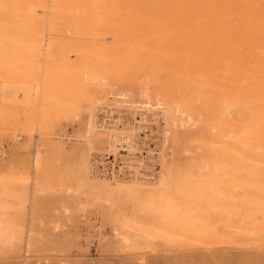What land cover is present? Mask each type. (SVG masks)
<instances>
[{
    "label": "rangeland",
    "instance_id": "rangeland-1",
    "mask_svg": "<svg viewBox=\"0 0 264 264\" xmlns=\"http://www.w3.org/2000/svg\"><path fill=\"white\" fill-rule=\"evenodd\" d=\"M87 1L88 3L85 6L82 5L81 2H76L75 0H36L32 4L36 10V17L39 19L35 18L39 25L37 28L42 33L45 31L43 38L48 36L43 41L49 44L50 50L51 48L54 50L50 51V58L45 60L43 59V50L39 51L40 53L38 52V54L31 59L32 61L35 60L33 63L34 71L32 77L35 80H39L38 78L44 74V71H42L43 69L49 73L48 80L60 87L52 91L50 89H48V91L45 90L44 92L46 93L44 97L47 95L50 98H54L59 105L63 107V112H61L62 115L59 113L60 115L50 116L51 124L48 131L50 137L45 138L41 136V133L43 134L44 132L41 131V128H38L40 127L39 124L33 126L38 129L36 130L38 133L27 135V124L24 123L20 109L18 110L21 114L17 110L13 109L14 111H12L11 108H0V115L2 116H0V264H264V245L261 243L263 239L260 242L254 243L257 244L256 246L252 242H249L250 244H248L250 247H248L249 245L245 243L248 241L242 242L234 239L233 236L228 233L230 231L229 224L227 220H225L228 214H230L228 216L229 221L231 220V222H233L232 226L235 227L239 224L238 217L243 218L242 216H244L241 215L243 213L242 209L244 208L240 210V207H243L246 201H251L248 199H252V202L258 200L264 201V198L261 197L259 193H257V195L254 192L255 188H264V167L260 166L261 168L257 169V174L254 178L245 175L240 177L238 173L237 175L235 173L237 166L235 164V166L231 167L232 164L229 166V162L226 163V160L223 161L216 151L217 147L225 144L222 142V135L231 136L233 134V138L237 139L236 137H239L238 139L240 140L243 139L242 137L248 138L249 140L252 139L250 134H243L248 130V127H245V129L243 127L249 126L250 124H247V122L250 123L251 119L254 120L250 109L247 110L246 113L239 111L236 114L240 120L242 118L244 120L246 115V119L248 120L246 121L245 119L242 122V125L244 124L243 127L241 126V122L239 123L233 119L227 118V120H223L221 114H223L225 110L236 109V106L238 108L239 105L248 108L251 103L258 105L264 103V79L261 80L264 77L263 56L261 59V55L264 53V0H115L114 3L113 0ZM242 1H244L243 4ZM54 2L57 3L55 4ZM231 3L232 5L234 4L233 9ZM244 3L246 4L244 5ZM100 4L104 5V7L100 6ZM105 4L111 7L109 8V6ZM238 4L241 7V11H238L240 12L239 14L237 12V9L240 10ZM241 5L244 6L242 7ZM247 6L250 7L248 8ZM209 9H213L212 12L214 13L215 11V13H211ZM247 9H249V12ZM250 9H252L253 12ZM106 11H108V14H106ZM206 11H209L207 12L208 17L206 16ZM50 13L53 16H51ZM137 13L142 14H139V16ZM202 13H204L206 17L203 16ZM114 15L116 16L115 18H113ZM79 16H81V18ZM143 17L144 19L146 17L148 19L142 21L141 19H143ZM133 18L139 21L137 22ZM208 18L210 20L212 19L213 22L212 20H208ZM242 18L249 19H247L248 21H244L245 19L243 20ZM111 19H115V21ZM218 19H220L221 22ZM75 20L82 28L81 26L79 28V25L77 26V22L76 25H74ZM83 20H86L85 23ZM127 20H131V22H127ZM233 20L235 22L237 20V22L235 23ZM88 21L89 23H86ZM105 21L107 22L106 26H108L106 28L105 25H103ZM133 21L134 23L137 22L135 24L137 26L134 24H127ZM150 22L151 27L149 26ZM155 22H157L156 25H154ZM210 22L216 34H214L213 31L211 32L212 28L207 25L210 24ZM225 22H227V24ZM115 23L116 27L118 25L117 29L116 27L114 28ZM237 23H239L238 26ZM100 25H103L101 26L102 28L99 27ZM109 25H111V27ZM121 25H124L123 28H125V25L127 26L125 28L126 31ZM128 25H130V28ZM97 27L100 28V31H96ZM133 27L134 29H131ZM209 27L211 28L210 30L208 29ZM89 28H91L92 31ZM104 28L106 30H104ZM121 28L125 31V34L121 32L122 30H118ZM191 28L194 32L190 30ZM215 28L217 29L215 30ZM78 30L81 31L78 32ZM140 30H142V34H140L141 32L139 33ZM246 30H249L247 35H245ZM257 30L259 33H255ZM113 31L114 33H112ZM118 31H120L119 35L116 36ZM132 31L135 34V31H137L136 36L139 39ZM201 31H206L208 34L210 32L211 36ZM253 31L255 32L253 33ZM73 32L75 34L78 32L82 36L80 34L75 35ZM164 32L165 35H163ZM185 32L189 34L186 33L185 35ZM121 33L124 34V36H122ZM97 34L100 35L98 36ZM181 34L188 36L184 37V35ZM78 35H80V37H78ZM150 35H152V37ZM206 35H208V37ZM235 35L238 36L237 40L240 42L235 41ZM73 36L77 37L75 38ZM161 36L167 37L168 41L165 39L163 40ZM202 37L206 39L203 40ZM59 38L62 42L59 41ZM71 38L72 41H70ZM87 38H89L90 43L87 42ZM170 38L171 41H169ZM199 38H201V40H198ZM80 39L85 42L81 43ZM127 39H130V41ZM158 39L161 40L156 42ZM245 39L246 43L244 41ZM248 39H251L253 42L251 40L248 41ZM124 40L125 42H123ZM212 40L219 44L216 45L215 42V44H213V42L210 44L209 41ZM63 41L69 44L71 43L70 46ZM73 41L76 42L73 43ZM96 41H99V44L103 42L105 46H107L106 49L103 44V47L102 45L97 46L98 44ZM121 41L122 43H120ZM166 41L169 42L167 44H170V46L168 45L169 48L167 44L164 46ZM233 43L234 45H232ZM64 44H66V46ZM224 44L229 45H225L226 48H224ZM72 45L73 48H71ZM221 45L222 48L219 47ZM74 46H77V50ZM146 46L148 48H146ZM157 46H159V49H157ZM208 46L210 47L208 48ZM107 48H109V51ZM207 48L213 50L208 51ZM154 49L156 50L154 51ZM222 49L226 52L231 50L230 53L232 54L226 53L224 50L222 51ZM105 50H107V53ZM127 50H131L133 54L135 53L134 56H132L133 59H131L138 65H135L134 61H132L133 64H131L130 57L133 54L130 53L131 55L129 54L130 57L128 58L127 56L129 55L125 52ZM234 50H236L237 54ZM237 50L240 53L242 52L241 55L245 54L246 56H241L238 54ZM118 52L121 53L123 58L126 57V59H122ZM116 53L118 56H115ZM55 54L57 57L60 56L61 58H57L54 56ZM153 54L158 55L154 56ZM229 55H232L234 58H241L242 60L239 59V62H236L237 60L234 59L233 62L232 56L230 57ZM228 56L229 58H227ZM85 57L86 59L89 57L88 59L90 60L86 61ZM142 57L143 60L141 59ZM145 58H153V60H151V62ZM158 59L159 61L157 62ZM61 60L63 64L59 63ZM98 60L103 62H100V64ZM154 60L157 63H154ZM218 60H220L221 67L224 65V70L223 68L221 70V67L218 66ZM128 61L130 65L126 67ZM66 62L69 64L66 65ZM48 63L51 65L48 66ZM55 63L56 65H54ZM79 64L81 66H79ZM82 64H85L84 67L86 68V72L85 68H82ZM63 65H66L67 68ZM97 65H99V67H97ZM228 65L231 67H228ZM46 66H48V68ZM148 66L149 68L147 69ZM130 67H132V69ZM261 67L263 68L262 70L260 69ZM124 68L130 69L129 71L128 69L125 71ZM140 68L144 69L141 71ZM225 68H227V70ZM70 69H75L74 74L77 73V78L78 74L80 76L82 72H85L89 76H93L92 74L95 72L94 77L97 78V81L88 82L84 80L85 77L83 74L81 75V81V77H79L80 79L74 77ZM119 69L122 71L120 72ZM253 69L257 71V73H255ZM77 70H82V72H78ZM217 71L218 73L220 72L218 75ZM231 72L232 75L235 72V75L232 76ZM52 73L58 74L59 76H57V78L56 76H51L50 78ZM68 73H70L69 77L67 75ZM97 75L99 76L97 77ZM118 75L121 77L123 76V78L119 77L117 79ZM241 76L243 80H240ZM256 76L258 78L260 77L259 81L257 80L258 78L256 79ZM228 77L230 79H228ZM4 79L10 83L8 84L9 87L15 88L13 84H16L18 79L17 76L13 75ZM119 79L121 80L119 81ZM220 80L223 82L227 80V84ZM244 80L246 84H244ZM250 82L252 84H250ZM20 83L24 84V81ZM44 84L45 86L48 85L46 79L44 80ZM252 85L255 86L253 87ZM217 86L221 88L215 91L218 89ZM225 87L227 88L224 89ZM246 87L247 89H245ZM261 87L263 89H261ZM242 90H244L245 96L246 94H250L247 92H251V90L254 91L255 94L253 95L251 92L250 95L252 96L250 97V95H247V98L245 97L243 102L244 94ZM261 92L262 95H259ZM18 93L17 91V94ZM69 96L71 97L69 98ZM227 96V101L223 100V98H227ZM66 97L67 99H65ZM116 98H120L118 100L123 101L127 106H139L148 100L151 105L159 103L162 107L172 111L177 110L179 113L174 112L175 114L172 115V123L167 127L168 129H165L163 117L159 111L153 112L155 115L153 118L150 115H144L147 124H143L139 123V120H141L139 115H135L134 117L126 108H119L117 109V114L113 115L114 120L120 119V123L117 124L118 129L131 131L136 127H140L139 131L135 134V139H132L136 154L134 156H127L125 153L120 152L117 157L107 154L105 151V141L107 138L105 136L102 137L103 140L100 139L101 144L100 142L94 144V151H92L90 153L91 156L87 158L84 150L81 149L82 143L80 142V138L86 131L89 123V115L86 106L92 103V101H101L112 107L114 102L117 101ZM255 98L258 100L255 101ZM217 100L220 102L222 101L223 104L218 103ZM231 100L236 101H234V105ZM66 101L70 102V104H68V102L66 103ZM227 103L230 104V106L232 105L231 108L227 106ZM221 107H224V109ZM97 118V126L103 123L106 127L113 126V123L105 117V114L99 112ZM214 122H216V125ZM217 123H219V125ZM209 124L210 126H208ZM211 130L215 131L211 132ZM219 137L221 140L218 139ZM217 139L221 142L220 144H218ZM38 149L41 150L43 155L44 167L48 168L54 175L53 180L47 178L44 174L42 175L45 177L40 174H38V176L37 173L33 171L31 161ZM216 159L221 163L218 164V161H216L218 163H215ZM126 164H131L134 169L137 168V172L126 169ZM222 164L224 167H222ZM219 166H221V170L217 169V171L219 170L217 172L216 168H219ZM84 167H88L90 180L96 179L99 182H111L113 176L116 175V181L125 184L124 187L128 186L126 188L131 192L119 190V192L113 191L110 193L99 187V189L95 188L94 191L92 187H87L84 184V177L82 175ZM119 169L120 171L118 172ZM237 169L236 172L239 171L238 167ZM12 170L15 172H12ZM24 171L26 173H24ZM47 179H49V181ZM50 180H52L53 183L50 182ZM90 183L92 184L93 182ZM231 187H233L234 190L236 189V199H234V202L236 201V204L239 202L237 205L240 206L238 209V211H240L236 216L232 213L225 214L221 212L218 204L219 201L217 200L218 198L214 197L211 193V189H213V191L217 189L220 192L226 193ZM154 188L156 190H154ZM206 189L208 191L210 189V194ZM253 195H257V197ZM169 201L173 204L170 203L169 205ZM240 201L242 203H240ZM176 206H178V208ZM244 207L245 209L247 208L246 206ZM167 208L168 210H166ZM174 209L176 210L174 211ZM160 211L161 213H159ZM166 212H168L166 214L167 216L164 214ZM173 212L175 214H178V212L181 213L176 215L178 218L174 219H179L180 221L185 218V221L183 220L184 222L189 221V224L195 223V231H198V229L199 231H204V229L209 230L212 229L211 227H216L215 231L209 233V237L210 239L212 238L213 241L208 240L205 236L196 235L194 232L190 233L186 229L169 230L171 233L180 236V238L178 237L174 241H164L160 238H154V242L148 243L144 239V242H140L142 238H137L135 236L138 234L135 231L139 232V230H147L153 237L156 236L157 232L154 231L156 230L155 228L162 227V223H159L161 222L159 217L161 219V216L164 214L167 220H169L171 219L169 216ZM232 216L234 218H232ZM196 219H199V221H196ZM137 220L143 225L134 223L137 222ZM217 222L218 224L215 225ZM208 225L210 227H206ZM226 226L228 228H226ZM261 227V233H264V225H261ZM224 231L227 232L225 233ZM152 232L155 234L153 233V235ZM219 233L220 237H218ZM226 237L230 239L228 240ZM231 239H234V241ZM127 241L129 244L126 243ZM236 242L240 243L237 244ZM231 243L235 245L233 246ZM241 243H245L246 245L242 244L241 246Z\"/></svg>",
    "mask_w": 264,
    "mask_h": 264
},
{
    "label": "bare ground",
    "instance_id": "bare-ground-1",
    "mask_svg": "<svg viewBox=\"0 0 264 264\" xmlns=\"http://www.w3.org/2000/svg\"><path fill=\"white\" fill-rule=\"evenodd\" d=\"M34 1H36V0H0V108H6V109H12V111H14V110H17V111H19L18 109H20L21 110V112H22V116H23V120H24V123H26L27 124V135H33L34 133H38L36 130H38L36 127H33V126H35V125H37V124H39V126L40 127H38V128H41V131L42 132H44L43 134L41 133V136L42 137H45V138H47V137H50L49 136V134H48V131H49V127H50V122H51V120H50V116L51 115H53V116H55V115H58L59 113H61V112H63V107L61 106V105H59V103L54 99V98H50V97H48L47 95H46V97H44V94L46 93V92H44L45 90L46 91H48V89H50L51 91L52 90H54V89H59V87L60 86H56L54 83H51V81H49L48 79H49V73H47V71L45 70V69H43L42 71H44L43 73L44 74H42L38 79L39 80H35L33 77H32V74H33V71H34V67H33V63H34V61L35 60H31L32 58H34L37 54H38V52L39 51H41V50H43L44 51V54H43V59L45 60V59H47V58H50V55H51V50H53L52 48H51V50L49 49V44H47V43H45L43 40L44 39H46L47 37H45V38H43V34H44V32L42 33L41 31H39V29L37 28L39 25L37 24V22H36V20H35V18H37L38 19V17H36L37 16V14L35 13V9H34V7H33V2ZM56 1H58V0H56ZM76 2H81V4L82 5H87V3H88V1L87 0H75ZM90 1V0H89ZM114 1L115 0H113V3H114ZM122 1V0H121ZM256 1V0H255ZM49 2V1H48ZM107 2V1H106ZM120 2V1H119ZM243 2L244 1H242V4H243ZM36 3V2H35ZM51 3V2H50ZM55 4L57 3V2H54ZM60 3H61V1H60ZM96 3V2H95ZM100 3H102V2H100ZM241 3V2H240ZM264 3V2H263ZM120 4V3H119ZM246 3H244V5H245ZM252 4V3H251ZM257 4V3H256ZM36 5V4H35ZM60 5V4H59ZM98 5V4H97ZM105 5H108V4H105ZM231 5H232V3H231ZM239 5V4H238ZM243 5V6H244ZM263 5V4H262ZM37 6V5H36ZM50 6V5H49ZM58 6V5H57ZM100 6H103L104 7V5H101L100 4ZM109 6V5H108ZM233 6H234V4L232 5V9H233ZM242 6V5H241ZM242 6V7H243ZM252 6V5H251ZM111 6H109V8H110ZM190 7V6H189ZM211 7V6H210ZM230 7V6H229ZM238 7H240V5L238 6ZM248 8L250 7V6H247ZM36 8H38V7H36ZM56 8V7H55ZM98 8V7H97ZM102 8V7H101ZM106 8V7H105ZM180 8V7H179ZM255 8H256V6H255ZM204 9V8H203ZM207 9V8H206ZM217 9V8H216ZM228 9V8H227ZM240 10H238L237 9V12L238 11H241V7L239 8ZM253 9V8H252ZM252 9H250L252 12H253V10ZM187 10H189V9H187ZM210 10V9H209ZM212 10L213 9H211L210 10V12L211 13H213L212 12ZM221 10V9H220ZM220 10H219V12H220ZM226 10V9H225ZM249 9H247V11H248ZM39 11V10H38ZM37 11V12H38ZM95 11H97V10H95ZM100 11H102V10H100ZM231 11V10H230ZM229 11V12H230ZM254 11H256V10H254ZM52 12V11H51ZM74 12V11H73ZM82 12V11H81ZM103 12V11H102ZM108 11H106V14H108L107 13ZM186 12H188V11H186ZM207 12H209V11H206V16H207ZM223 12V11H222ZM236 12V13H237ZM249 12V11H248ZM40 13V12H39ZM41 13H43V12H41ZM49 13V12H48ZM58 13V12H57ZM99 13V12H98ZM97 13V14H98ZM104 13V12H103ZM102 13V14H103ZM110 13H111V11H110ZM214 13H215V11H214ZM213 13V14H214ZM221 13V12H220ZM219 13V14H220ZM240 12H238V14H239ZM245 13V12H244ZM52 14H53V12H52ZM55 14V13H54ZM77 14V13H76ZM87 14H89V13H87ZM100 14V13H99ZM138 14V13H137ZM140 14V13H139ZM138 14V15H139ZM142 14V13H141ZM140 14V15H141ZM189 14V13H188ZM187 14V15H188ZM203 14V16H205L204 15V13H202ZM212 14V15H213ZM246 14H247V12H246ZM250 14H251V12H250ZM249 14V15H250ZM262 14V13H261ZM48 15V14H47ZM50 15H51V13H50ZM83 15H85V14H83ZM83 15H82V18H83ZM103 15H105V14H103ZM139 15V16H140ZM190 15V14H189ZM216 15V14H215ZM51 16H53V15H51ZM56 16H57V14H56ZM67 16V15H66ZM75 16V15H74ZM74 16H72V17H74ZM87 16V15H86ZM112 16H113V14H112ZM205 16V17H206ZM237 16V15H236ZM246 16V15H245ZM48 17V16H47ZM55 17V16H54ZM80 18H81V16H79ZM101 17V16H100ZM99 17V18H100ZM105 17V16H104ZM116 16L114 15V17L113 18H115ZM135 17V16H134ZM208 17V16H207ZM233 17V16H232ZM68 18V17H67ZM76 18H78V17H76ZM138 18H140V17H138ZM197 18V17H196ZM195 18V19H196ZM235 18V17H234ZM233 18V19H234ZM40 19H41V17H40ZM44 19H46V18H44ZM79 19V18H78ZM85 19H87V18H85ZM135 21H137V19H135V18H133ZM146 19H148L147 17L144 19V17H143V19H141L142 21H144V20H146ZM205 19V18H204ZM231 19V18H230ZM244 21H246L247 19H249V18H242ZM39 20V19H38ZM81 20V19H80ZM112 21H115V19L113 20V19H111ZM151 20V19H150ZM208 20H210L209 18H208ZM212 20V19H211ZM210 20V21H211ZM220 22H221V20L220 19H218ZM226 20V19H225ZM224 20V21H225ZM235 20V19H234ZM233 20V21H234ZM238 20V19H237ZM237 20H236V22H237ZM85 21L86 20H83V22L85 23ZM100 21V20H99ZM130 22H131V20H129ZM128 20H127V22H129ZM139 21V20H138ZM137 21V22H138ZM152 21V20H151ZM215 21V20H214ZM217 21V20H216ZM232 21V20H231ZM248 21V20H247ZM75 22V24L74 25H76V20L74 21ZM102 22V21H101ZM106 22V21H105ZM104 22V24L103 25H105V28L106 27H108V26H106V24H107V22L105 23ZM136 22V23H137ZM149 22V21H148ZM154 22V21H153ZM190 22V21H189ZM200 22V21H199ZM206 22V21H205ZM204 22V23H205ZM212 22H213V20H212ZM230 22V21H229ZM235 22V21H234ZM235 22V23H236ZM242 22V21H241ZM43 23H44V21H43ZM78 23V22H77ZM82 23V22H81ZM86 23H89V21L88 22H86ZM91 23V22H90ZM118 23V22H117ZM136 23H134V21L132 22V23H127V24H136ZM156 23L157 22H155L154 23V25H156ZM204 23H202V24H204ZM209 23V22H208ZM226 24H227V22H225ZM96 24H98V23H96ZM102 24V23H101ZM112 24V23H111ZM122 24H124V23H122ZM150 25V27H151V22L149 23ZM191 24V23H190ZM193 24H195V23H193ZM199 24V23H198ZM218 24V23H217ZM222 24V23H221ZM238 24L239 23H237V26H238ZM79 25V23L77 24V26ZM103 25H100L99 27L100 28H102L101 26H103ZM133 25V26H134ZM148 25V24H147ZM158 25V24H157ZM196 25V24H195ZM201 25V24H200ZM208 26H210L211 27V22H210V24H207ZM216 25V24H215ZM225 25V24H224ZM80 26L81 25H79L78 27L80 28ZM84 26V25H83ZM110 27H111V25H109ZM112 26H114V25H112ZM124 26V25H123ZM123 26L121 25V27L123 28ZM135 26H137V25H135ZM145 26V25H144ZM191 26H193V25H191ZM199 26V25H198ZM241 26V25H240ZM76 27V26H75ZM99 27H97V29H96V31H100V28ZM109 27V28H110ZM116 27V23H115V26H114V28ZM117 27H118V25H117ZM117 27H116V29H117ZM127 26L125 25V28H126ZM128 27L130 28V25H128ZM143 27V26H142ZM141 27V28H142ZM152 27H153V25H152ZM163 27H165V26H163ZM185 27H186V25H185ZM208 28L209 30L212 28V30H211V32L213 31V28L214 27H211V28ZM225 27H226V25H225ZM232 27V26H231ZM245 27H247V26H245ZM254 27V26H253ZM264 27V26H263ZM81 28H82V26H81ZM104 28V30H106ZM108 28V29H109ZM118 29V30H122L121 32L122 33H124L125 34V28H123V29ZM144 28V27H143ZM148 28V27H147ZM146 28V29H147ZM198 28V27H197ZM201 28V27H200ZM233 28V27H232ZM242 28V27H241ZM259 28V27H258ZM77 29V28H76ZM90 30H91V28H89ZM99 29V30H98ZM131 29H134V27L133 28H131ZM130 29V30H131ZM145 29V30H146ZM162 29V28H161ZM180 29H181V27H180ZM199 29V28H198ZM204 29V28H203ZM202 29V30H203ZM206 29V28H205ZM204 29V30H205ZM217 28H215V30H216ZM263 29V28H262ZM85 30V29H84ZM94 30V29H93ZM129 30V29H128ZM135 30H136V28H135ZM148 30V29H147ZM191 31H192V28L190 29ZM193 30H194V28H193ZM207 30V29H206ZM243 30V29H242ZM43 31V30H42ZM81 31V30H80ZM79 30H78V32H80ZM92 31V30H91ZM95 31V32H96ZM103 31V30H102ZM101 31V32H102ZM120 31H118V33H117V35L116 36H118L119 35V32ZM124 31V32H123ZM138 31V30H137ZM137 31H135L136 32V34H137ZM154 31V30H153ZM180 31V30H179ZM196 31V30H195ZM249 31V30H248ZM247 30L245 31V33H242V34H245V35H247V32H248ZM46 32H48V31H46ZM52 32V31H51ZM57 32V31H56ZM75 32V31H74ZM73 32V33H74ZM76 33V34H80V33ZM107 32V31H106ZM108 32H109V30H108ZM127 32H129V31H127ZM126 32V33H127ZM133 32V31H132ZM141 32V33H140ZM147 32V31H146ZM192 32H194V31H192ZM199 32V31H198ZM202 32V31H201ZM236 32V31H235ZM252 32V31H251ZM255 31H253V33H254ZM258 32V30L255 32V33H257ZM100 33V32H99ZM112 33H114V31L112 32ZM121 33V34H122ZM131 33V32H130ZM134 33V32H133ZM139 33L140 34H142V30H140L139 31ZM145 33V32H144ZM143 33V34H144ZM179 33V32H178ZM186 33L187 32H185V35H186ZM200 33V32H199ZM202 33H205V34H208L206 31H204V32H202ZM201 33V34H202ZM213 33H214V31H213ZM250 33V32H249ZM259 33V32H258ZM260 33H261V31H260ZM75 34V33H74ZM75 34V35H76ZM96 34V33H95ZM124 34H122V36H124ZM132 34V33H131ZM136 34L134 33V35L136 36ZM146 34V33H145ZM187 34H189V33H187ZM192 34V33H191ZM190 34V35H191ZM201 34H200V36H201ZM211 33L209 32V36H211L210 35ZM214 34H216V33H214ZM81 35V34H80ZM80 35H78V37H80ZM98 35V34H97ZM100 35V34H99ZM98 35V36H99ZM105 35H108V34H105ZM104 35V36H105ZM111 35V34H110ZM113 35V34H112ZM133 35V34H132ZM133 35V36H134ZM139 35V34H138ZM156 35V34H155ZM158 35V34H157ZM163 35H165V32H164V34ZM181 35H184V34H181ZM184 35V37H187V36H185ZM199 35V34H198ZM204 35V34H203ZM208 35H206L207 37H208ZM82 36V35H81ZM115 36V37H116ZM122 36H120V37H122ZM126 36V35H125ZM148 36V35H147ZM151 37H152V35H150ZM154 36V35H153ZM159 36H160V34H159ZM196 36H197V32H196ZM196 36H195V38H196ZM205 36V35H204ZM203 36V37H204ZM215 36V35H214ZM243 36V35H242ZM52 37V36H51ZM70 37H72V36H70ZM73 37H77V36H73ZM114 37V38H115ZM128 37V36H127ZM137 37V36H136ZM143 37V36H142ZM158 37V36H157ZM161 37H163V36H161ZM174 37H178V36H174ZM180 37H182V36H180ZM192 37V36H191ZM202 37V38H203ZM235 37H236V39H235V41H239V40H237V35H235ZM250 37V36H249ZM255 37V36H254ZM60 38H62V37H60ZM60 38H59V41H61L60 40ZM74 38V39H75ZM113 38V39H114ZM129 38V37H128ZM132 38H134V37H132ZM131 38V39H132ZM138 38V37H137ZM141 38V37H140ZM148 38V37H147ZM158 38H160V37H158ZM167 38V37H166ZM165 37H163L162 39L164 40H167L168 41V38L166 39ZM172 38V37H171ZM171 38L169 39V41H171ZM210 38V37H209ZM244 38H246V37H244ZM251 38V37H250ZM65 39V38H64ZM63 39V40H64ZM73 39V40H74ZM97 39V38H96ZM105 39V38H104ZM139 39V38H138ZM142 39V38H141ZM146 39V38H145ZM148 39H150V38H148ZM174 39V38H173ZM197 39V38H196ZM204 39H206V38H203V40ZM263 39H264V37H263ZM77 40H78V38H77ZM81 40V39H80ZM86 40V39H85ZM98 40H99V38H98ZM106 40V39H105ZM108 40V39H107ZM128 40V39H127ZM126 40V41H127ZM147 40V39H146ZM159 40H161V39H158V40H156V42H158ZM198 40H201V38H199ZM209 40V39H208ZM211 40V39H210ZM240 40H241V38H240ZM249 40H251V39H248V41ZM255 40V39H254ZM258 40V39H257ZM50 41V40H49ZM48 41V42H49ZM65 41V40H64ZM63 41V42H64ZM67 41V40H66ZM70 41H72V38H71V40ZM100 41V40H99ZM98 41V42H99ZM128 41H130V39L128 40ZM135 41V40H134ZM150 41H152V40H150ZM149 41V42H150ZM166 41V43H164V46H166L165 44H167V43H169V42H167ZM207 41V40H206ZM245 41V43H246V39L244 40ZM252 41V40H251ZM62 42V41H61ZM60 42V43H61ZM74 42H76V41H73V43ZM82 42H85V41H82L81 40V43ZM87 42H89V38H87ZM94 42V41H93ZM97 41H96V43L98 44L97 46H101L102 44L104 45V47H105V49H106V47L107 46H105V44L102 42V44H99ZM123 42H125V40L123 41ZM146 42V41H145ZM154 42V41H153ZM210 42V44H212L211 42H213V40L212 41H209ZM215 42V41H214ZM213 42V44H215ZM240 42V41H239ZM253 42V41H252ZM64 43H66V42H64ZM90 43V42H89ZM95 43V44H96ZM106 43V42H105ZM120 43H122V41L120 42ZM236 43V42H235ZM58 44V43H57ZM62 44V43H61ZM66 44H69V43H66ZM66 44H64L65 46H66ZM71 44V43H70ZM70 44H69V46H70ZM83 44H85V43H83ZM88 44V43H87ZM106 44H108V43H106ZM115 44V43H114ZM117 44V43H116ZM217 44H219V43H216V45ZM250 44V43H249ZM257 44H260V43H257ZM75 45V44H74ZM89 45H91V44H89ZM103 45H102V47H103ZM112 45V44H111ZM147 45V44H146ZM157 45V44H156ZM168 45L170 46V44H167V47H168ZM215 45V46H216ZM225 45H229V44H224V46ZM232 45H234V43L232 44ZM231 45V46H232ZM240 45V44H239ZM78 46V45H77ZM77 46H74L75 48H76V50H77ZM80 46H81V44H80ZM84 47H86L85 45H83ZM96 46V47H97ZM151 46V45H150ZM164 46H162V47H164ZM63 47V46H62ZM79 47V46H78ZM101 47V48H102ZM111 47V46H110ZM116 47H118V46H116ZM125 47V46H124ZM128 47V46H127ZM130 47V46H129ZM152 47V46H151ZM158 47V48H157ZM156 48L157 49H159V46H157ZM172 47V46H171ZM207 47V46H206ZM210 46H208V48H209ZM220 48H222V45L221 46H219ZM218 47V48H219ZM233 47V46H232ZM250 47V46H249ZM261 47V46H260ZM260 47H259V49H260ZM263 47V46H262ZM54 48V47H53ZM71 48H73V45H72V47ZM91 48H92V46H91ZM133 48H135V47H133ZM132 48V49H133ZM146 48H148L147 46H146ZM154 48V47H153ZM161 48V47H160ZM164 48H166V47H164ZM169 48V47H168ZM207 48V49H208ZM212 48V47H211ZM216 48V47H215ZM224 48H226V46L224 47ZM248 48V47H247ZM55 49V48H54ZM61 49V48H60ZM67 49H69V48H67ZM80 49H81V47H80ZM87 49V48H86ZM99 49V48H98ZM112 49H113V47H112ZM130 49V48H129ZM162 49V48H161ZM246 49V48H245ZM59 50V49H58ZM107 50L109 51V48H107ZM107 50H105V52L107 51ZM156 49H154V51H155ZM212 51L213 49H208V51ZM224 49H222V51H223ZM54 51V50H53ZM59 51H61V50H59ZM71 51H72V49H71ZM102 51H104V50H102ZM110 51H111V49H110ZM128 51V50H127ZM125 51L126 52V54H130V53H132V51L130 50V51ZM143 51V50H142ZM215 51V50H214ZM225 51V50H224ZM235 51V53H236V50H234ZM233 51V52H234ZM246 51V50H245ZM50 52V53H49ZM73 52V51H72ZM120 52H122V51H120ZM133 52H135V51H133ZM145 52V51H144ZM152 52H153V50H152ZM168 52V51H167ZM218 52V51H217ZM226 52V51H225ZM228 53H230L231 52V50H228L227 51ZM226 52V53H227ZM237 52H238V50H237ZM40 53V52H39ZM60 53V52H59ZM62 53H63V51H62ZM107 53V52H106ZM119 53V52H118ZM124 53V52H123ZM138 53V52H137ZM162 53H164V52H162ZM220 53V52H219ZM242 53V52H241ZM241 53L240 52H238V54H240L241 55ZM259 53V52H258ZM257 53V54H258ZM64 54V53H63ZM73 54V53H72ZM120 55L119 56H121L122 57V55H121V53H119ZM125 54V53H124ZM133 54V53H132ZM135 54V53H134ZM134 54L133 55H131V57H130V55L129 56H127L128 58L130 57V59L132 58V56H134ZM170 54H171V52H170ZM225 54V53H224ZM223 54V55H224ZM230 54H232V53H230ZM237 54V53H236ZM41 55V54H40ZM59 55V54H58ZM108 55V54H107ZM112 55V54H111ZM115 55V54H114ZM139 55V54H138ZM149 55H151V54H149ZM154 56L156 55V54H153ZM158 55V54H157ZM156 55V56H157ZM164 55V54H163ZM168 55H169V52H168ZM227 55V54H226ZM225 55V56H226ZM242 55H245V54H242ZM241 55V56H242ZM39 56V55H38ZM54 56H56V54L54 55ZM64 56H68V55H64ZM115 56H118L117 55V53H116V55ZM160 56V55H159ZM158 56V57H159ZM225 56H222V57H225ZM230 57L232 56V55H229ZM229 56L227 57V58H229ZM236 56H239V55H236ZM235 56V57H236ZM246 56V55H245ZM262 56H263V58H264V53H262V55H261V59H262ZM57 57V56H56ZM83 57V56H82ZM147 57V56H146ZM149 57V56H148ZM157 57V58H158ZM162 57H164V56H162ZM57 58H61L60 56L59 57H57ZM64 58V57H63ZM89 57H87V59H86V57H85V59H86V61H88V60H90V59H88ZM139 58V57H138ZM220 58H221V56H220ZM232 58H233V62H234V59H236L237 61L236 62H239L238 60L240 59V60H242L241 58H234L233 56H232ZM247 58V57H246ZM118 59H119V57H118ZM122 59H126V57L125 58H123L122 57ZM133 59V58H132ZM131 59V64H133L132 63V61H134V60H132ZM142 60H143V57L141 58ZM146 59V58H145ZM160 59V58H159ZM159 59L157 60V62L159 61ZM226 59V58H225ZM231 59V58H230ZM230 59H228V60H230ZM39 60H40V58H39ZM79 60H81V59H79ZM137 60V59H136ZM146 60H153V58H149V59H146ZM227 60V59H226ZM249 60H250V58H249ZM262 60H264V59H262ZM50 61V60H49ZM65 61H67V60H65ZM82 61H84V60H82ZM81 61V62H82ZM91 61H93V60H91ZM96 61V60H95ZM99 61V60H98ZM97 61V62H98ZM121 61V60H120ZM140 61V60H139ZM220 60H218V62H219ZM248 61V60H247ZM52 62V61H51ZM79 62V61H78ZM94 62V61H93ZM101 61H99V63H100ZM103 62V61H102ZM101 62V63H102ZM106 62V61H105ZM122 62V61H121ZM127 62V61H126ZM152 62V61H151ZM157 62H155V60H154V63H157ZM246 62V61H245ZM249 62V61H248ZM251 62H252V60H251ZM262 62V61H261ZM59 63H62L63 64V62H62V60H61V62H59ZM80 63V62H79ZM85 63V62H84ZM100 63V64H101ZM112 63V62H111ZM134 63H135V61H134ZM230 63V62H229ZM241 63V62H240ZM239 63V64H240ZM243 63V62H242ZM263 63H264V61H263ZM69 64V63H68ZM67 64V62H66V65H68ZM95 64H97V63H95ZM106 64V63H105ZM124 64H125V62H124ZM144 64H145V62H144ZM226 64V63H225ZM233 64V63H232ZM49 65H51L50 63H48V66ZM54 65H56V63L54 64ZM59 65H61V64H59ZM66 65H63V66H65V68H67V66ZM93 65V64H92ZM114 65V64H113ZM128 65H130L129 64V61H128V63H127V66L126 67H128ZM135 65H138V64H136L135 63ZM142 65V64H141ZM227 65V64H226ZM225 65V66H226ZM238 65V64H237ZM249 65V64H248ZM256 65H258V64H256ZM264 65V64H263ZM42 66V65H41ZM48 66H46L47 68H48ZM62 66V65H61ZM74 66V65H73ZM79 66H81L80 64H79ZM82 68H85L84 66H85V64H82ZM94 66V65H93ZM101 66V65H100ZM107 66V65H106ZM116 66V65H115ZM124 66V67H125ZM132 66V65H131ZM218 66H220L221 67V65H220V62H219V65ZM224 66V65H223ZM223 66L220 68L221 70H222V68H223ZM59 67V66H58ZM97 67H99V65H97ZM105 67V66H104ZM103 67V68H104ZM120 67V66H119ZM140 67H142V66H140ZM227 67V66H226ZM228 67H231V66H229L228 65ZM234 67V66H233ZM260 67V66H259ZM46 68V69H47ZM60 68H62V67H60ZM73 68V67H72ZM71 68V69H72ZM81 68V69H82ZM92 68V67H91ZM102 68V67H101ZM102 68V69H103ZM112 68H113V66H112ZM117 68H118V65H117ZM122 68H123V66H122ZM131 69H132V67H130ZM129 68V69H130ZM149 68V66L147 67V69ZM152 68V67H151ZM235 68V67H234ZM264 68V67H263ZM262 67L260 68L261 70L263 69ZM70 69V72L72 71L73 73H71V74H73V76L74 77H76L77 78V76H76V74H74V70H71ZM92 69H94V68H92ZM96 69V68H95ZM102 69H100V70H102ZM105 69V68H104ZM120 69H121V67H120ZM120 69H119V71H120ZM125 69V68H124ZM128 68H126L125 69V71L127 70ZM129 69H128V71H129ZM136 69V68H135ZM138 69V68H137ZM144 69V68H143ZM143 69H141L140 68V70L142 71ZM157 69V68H156ZM156 69H154V70H156ZM177 69V68H176ZM226 70H227V68H225ZM236 69V68H235ZM248 69V68H247ZM252 69V68H251ZM254 69H256V68H254ZM253 69V70H254ZM57 70H59V69H57ZM118 70V69H117ZM158 70V69H157ZM219 70V69H218ZM223 70H224V68H223ZM231 70V69H230ZM239 70V69H238ZM242 70V69H241ZM257 70V69H256ZM264 70V69H263ZM78 71V70H77ZM103 71V70H102ZM122 71V70H121ZM120 71V72H121ZM139 71V70H138ZM150 71H152V70H150ZM220 71V70H219ZM232 71V70H231ZM249 71V70H248ZM255 71V70H254ZM260 71V70H259ZM39 72V71H38ZM67 72H68V69H67ZM78 72H82V70L81 71H78ZM85 72H86V68H85ZM81 73L80 74V76H79V74H78V78L79 77H81V81H82V74H83V76L85 77L84 78V80H86V81H88V82H95V81H97V78H95L94 77V74H95V72H93L94 74H92L93 76H89V75H87L86 73ZM136 72V71H135ZM140 72V71H139ZM139 72H137V73H139ZM215 72H216V70H215ZM221 72H223V71H221ZM227 72V71H226ZM253 72V71H252ZM97 73V72H96ZM99 73V72H98ZM127 73V72H126ZM152 73V72H151ZM214 73V72H213ZM220 73V72H219ZM218 73V71H217V75L219 74ZM228 73V72H227ZM235 73V72H234ZM233 73V75H235ZM255 73H257V71H255ZM259 73V72H258ZM260 73H262V72H260ZM264 73V72H263ZM69 74L70 73H68L67 75H68V77H69ZM103 74H104V72H103ZM216 74V73H215ZM224 74V73H223ZM13 75H15V76H17V81H16V84H13L14 86H15V88H11V86L9 87V85L8 84H10L9 82H7L4 78H7V77H9V76H13ZM100 75V74H99ZM99 75H97V77L99 76ZM127 75V74H126ZM138 75V74H137ZM226 75H228V74H226ZM231 75H232V72H231ZM232 75V76H233ZM242 75H243V72H242ZM51 76L53 77V76H56V78H57V76H59L58 74H51L50 75V78H51ZM71 76V75H70ZM104 76V75H103ZM109 76V75H108ZM125 76V75H124ZM135 76V75H134ZM215 76V75H214ZM231 76V77H232ZM72 77V76H71ZM107 77V76H106ZM123 78V76L121 77L120 75H118L117 76V79L118 78ZM131 77V76H130ZM219 77H220V75H219ZM235 77H237V76H235ZM246 77V76H245ZM73 78V77H72ZM71 78V79H72ZM77 78V79H78ZM153 78V77H152ZM208 78V77H207ZM212 78V77H211ZM233 78V77H232ZM231 78V79H232ZM242 78V76L240 77V80H243V79H241ZM258 77L256 76V79H257ZM260 78V77H259ZM259 78L257 79L258 81H259ZM46 79V82H47V86H45V84H44V80ZM63 79V78H62ZM70 79V80H71ZM75 79V78H74ZM127 79V78H126ZM133 79V78H132ZM135 79V78H134ZM141 79V78H140ZM209 79V78H208ZM214 79V78H213ZM218 79V78H217ZM216 79V80H217ZM225 79H227V78H225ZM224 79V80H225ZM228 79H230L229 77H228ZM264 79V77L261 79V80H263ZM98 80L100 81V79L98 78ZM121 79H119V81H120ZM151 80H153V79H151ZM199 80V79H198ZM203 80V79H202ZM223 80V79H222ZM222 80H220V81H222ZM249 80H250V78H249ZM21 81H24V84H22V83H20ZM27 81V82H26ZM73 81V80H72ZM218 81V80H217ZM219 81V82H220ZM227 81V80H226ZM226 81H224L225 83H226ZM19 82V83H18ZM223 82V81H222ZM223 82V83H224ZM232 82H235V81H232ZM240 82V81H239ZM242 82V81H241ZM247 82V81H246ZM251 82H252V80H251ZM250 82V84H252ZM264 82V81H263ZM262 82V83H263ZM15 83V82H14ZM99 83V82H98ZM150 83V82H149ZM217 83V82H216ZM230 83H231V80H230ZM237 83V82H236ZM259 83V82H258ZM102 84H104V83H102ZM210 84V83H209ZM214 84V83H213ZM227 84V83H226ZM244 84H246L245 83V80H244ZM249 84V85H250ZM264 84V83H263ZM82 85V84H81ZM85 85V84H84ZM205 85V84H204ZM207 85V84H206ZM205 85V86H206ZM102 86H104V85H102ZM208 86V85H207ZM226 86V85H225ZM245 86V85H244ZM251 86V85H250ZM253 87L255 86V85H252ZM260 86H262V85H260ZM241 87V86H240ZM253 87H251V88H253ZM263 87V86H262ZM261 87V89H263ZM73 88V87H72ZM99 88V87H98ZM217 88L218 89H216L215 91H217V90H219V88H221V87H218L217 86ZM227 87H225L224 89H226ZM242 88V87H241ZM89 89V88H88ZM185 89V88H184ZM243 89V88H242ZM245 89H247V87L245 88ZM249 89H250V87H249ZM80 90V89H79ZM214 90V89H213ZM221 90V89H220ZM236 90V89H235ZM17 91L19 92L18 94H17ZM185 91H186V89H185ZM244 90H242V93L244 94V92H243ZM261 91V90H260ZM259 91V92H260ZM219 92V91H218ZM222 92V91H221ZM231 92V91H230ZM235 92V91H234ZM238 92V91H237ZM247 92V91H246ZM251 92L253 93V95L255 94V92L254 91H252L251 90ZM251 92L249 91V92H247V93H250L251 94ZM199 93V92H198ZM220 93V92H219ZM232 93V92H231ZM264 93V92H263ZM235 94V93H234ZM241 94V93H240ZM250 94H246V96H245V94L243 95L244 96V99H243V102H244V100H245V97L247 98V95H250ZM75 95V94H74ZM79 95V94H78ZM230 95H232V94H230ZM242 95V94H241ZM259 95H262V92H261V94L259 93ZM197 96V95H196ZM221 96V95H220ZM252 95H250V97H251ZM71 96H69V98H70ZM230 97V96H229ZM239 97H240V95H239ZM261 97H263V96H261ZM260 97V98H261ZM196 98V97H195ZM198 98H199V96H198ZM220 98H222V97H220ZM219 98V99H220ZM225 98V97H224ZM223 98V100H226L227 101V99H228V96H227V98H225L224 99ZM241 98V97H240ZM249 98V97H248ZM259 98V99H260ZM264 98V97H263ZM65 99H67V97L65 98ZM118 99H120V98H116V100L117 101H115L114 102V104H113V106L111 107L110 105H108V104H106V103H103V102H101V101H92V103H89L87 106H86V109H87V111H88V115H89V123H88V126H87V129H86V131L82 134V136H81V138H80V142L82 143L81 144V149H83L84 150V152H85V154H86V157L88 158V157H90L91 156V152L92 151H94L93 150V146H94V144L95 143H97L98 144V142H100V139H102V137H105L106 136V141H105V144H106V148H105V151H106V153L107 154H110V155H112V156H114V157H117L118 156V154L120 153V152H123V153H125L127 156H134L135 154H136V150H135V148H134V144L132 143V139L134 140L135 139V134L139 131V129H140V127H136L135 129H132L131 131H125V130H120V129H118L117 128V124L118 123H120V119H117V120H114L113 119V115L114 114H117V109H119V108H126V110L132 115V116H134L135 117V115H139L140 117H141V120H139L140 122L139 123H143V124H147V120H145V118L146 117H144V115H150L152 118L155 116L154 114H153V112L154 111H159L160 113H161V116L163 117V122H164V124H165V129L167 128V127H169V125L172 123V115H174L175 113H179V111H172V110H169V109H167V108H164V107H162L161 106V104H156V105H151L150 103H149V101L147 100V102H145V103H143V104H141V105H139V106H136V105H134V106H127L126 104H124L123 103V101H121V100H118ZM122 99V98H121ZM197 99V98H196ZM200 99V98H199ZM235 99V98H234ZM239 99V98H238ZM100 100V99H99ZM222 100V99H221ZM230 100V99H229ZM236 100V99H235ZM235 100H231V102L233 101V105H234V101ZM247 100V99H246ZM253 100V99H252ZM256 100H258L257 98H255V101ZM218 101V100H217ZM238 101V100H237ZM240 101H242V100H240ZM251 101V100H250ZM68 101H66V103H67ZM200 102V101H199ZM230 102V101H229ZM228 102V103H229ZM230 102V103H231ZM236 102V101H235ZM247 102V101H246ZM248 102H249V100H248ZM218 103H221V104H223L222 103V101L220 102V101H218ZM224 103H225V101H224ZM227 103V104H228ZM238 103V102H237ZM68 104H70V102H68ZM226 104V105H227ZM246 104V103H245ZM225 105V106H226ZM70 106V105H69ZM228 107L230 106V104H228L227 105ZM232 106V105H231ZM231 106H230V108H231ZM236 106V105H235ZM221 108H223L224 109V107H221ZM227 108V107H226ZM14 109V110H13ZM215 109V108H214ZM250 109V112H251V115L254 117V120L253 119H251L250 120V123H248L247 122V124H250L249 126H244V124L242 125V122L246 119V115H245V119L243 120V118L240 120V118L238 117V115H236L239 111L241 112V111H243V112H245L246 113V111L247 110H249ZM65 110H68V109H65ZM216 110V109H215ZM8 111V110H7ZM2 112V111H1ZM20 112V111H19ZM21 112H20V114H21ZM67 112V111H66ZM103 113V114H105V117L106 118H108L109 119V121L110 122H112L113 123V126L112 127H106V125L103 123L102 125H100V126H97V120H98V118H97V114L98 113ZM175 112V113H174ZM221 112H223V111H221ZM215 113V112H214ZM19 115V114H18ZM60 115V114H59ZM61 115H62V113H61ZM214 115V114H213ZM222 116V118H223V120L225 119V120H227V118L228 119H233V120H235V121H238L239 123L241 122V126L245 129V127H248V130H247V128H246V130H247V132H245V133H243V134H250L251 136V138L252 139H246L245 137H242L243 139L242 140H240V139H238L239 137H236L237 139H235V138H233V134L230 136H228V135H222L221 136V139H222V142L223 143H225L223 146H219V147H217V149H216V151H217V153L219 154V156L221 157V159L224 161V160H226L227 162L226 163H228L229 162V166L231 165V167L232 166H237L238 168H239V171L238 172H236L238 169H237V167H236V169H235V173H236V175H237V173H238V175H240V177L241 176H243V175H245V176H250L251 178H254L255 176H256V174H257V169L258 168H261L260 166H262V167H264V103H261V105L259 104H253V103H251L250 105H249V107L248 108H246V106H244V107H242V106H238V108H237V106H236V109H229V110H225L224 111V113L223 114H221ZM243 115V114H242ZM1 116V115H0ZM19 116H21V115H19ZM18 116V117H19ZM251 116V117H252ZM2 117V116H1ZM213 117V116H212ZM211 117V118H212ZM248 117V116H247ZM215 118H217V117H215ZM18 120H19V118H18ZM17 120V121H18ZM216 120V119H215ZM214 120V121H215ZM248 119H246V121H247ZM9 121V120H8ZM15 121V120H14ZM209 121L211 122V120L209 119ZM12 122V121H11ZM136 123H138V122H136ZM209 123V122H208ZM215 123V125H216V122H214ZM230 123V122H229ZM228 123V124H229ZM13 124V123H12ZM30 124V125H29ZM149 124V123H148ZM218 125H219V123H217ZM234 124H236V123H234ZM213 125V124H212ZM221 125V124H220ZM208 126H210V124L208 125ZM238 126H240V125H238ZM240 126V127H241ZM217 127V126H216ZM215 127V128H216ZM233 127V126H232ZM237 127V126H236ZM222 128H225V127H222ZM168 129V128H167ZM220 129V128H219ZM219 129H217V130H219ZM238 130V129H237ZM236 130V131H237ZM209 131H210V129H209ZM213 131H215V130H211V132H213ZM229 132H230V130H229ZM238 132H239V130H238ZM220 133V132H219ZM226 133V132H225ZM234 133V132H233ZM240 134V133H239ZM38 135H40V134H38ZM128 135V136H127ZM213 135V134H212ZM208 136H210V135H208ZM215 136V135H214ZM213 136V137H214ZM241 136H243V135H241ZM246 136V135H245ZM249 136V135H248ZM208 138V137H207ZM210 138V137H209ZM216 139V138H215ZM218 139H220V137L218 138ZM217 139V140H218ZM220 139V140H221ZM103 140V139H102ZM253 140V141H252ZM210 141V140H209ZM218 142V144H220L221 142H219V140L217 141ZM214 143H216V142H214ZM100 144H101V142H100ZM60 150V149H59ZM62 150V149H61ZM205 150H207V149H205ZM37 152H35V154L33 155V159H32V168H33V171L35 172V173H37V175L38 174H40V175H42V174H44L47 178H50V179H54V175H53V173H51L50 171H49V169L48 168H45L44 167V165H43V155H42V153H41V150H36ZM208 151V150H207ZM210 152V151H209ZM45 157V156H44ZM212 160V159H211ZM213 161V160H212ZM216 161H218L217 159L215 160V163H218V164H220L221 162L220 161H218V162H216ZM222 161V162H223ZM129 162V161H128ZM132 163V162H131ZM212 164H213V162H212ZM225 164V163H224ZM235 164V165H234ZM139 166V165H138ZM138 166H136V167H138ZM213 166V165H212ZM216 166H218V165H216ZM220 167L221 166H219V168L217 167L216 168V171H217V169H220ZM222 167H224V165L222 164ZM28 168V167H27ZM123 168V167H122ZM122 168H120V169H122ZM125 168L126 169H128L129 171H134V172H137V168L136 169H134L132 166H131V164H126L125 165ZM120 169L118 170V172L120 171ZM215 169V168H214ZM231 169V168H230ZM230 169H228V170H230ZM10 170V169H9ZM14 170V169H13ZM12 170V172H15V171H13ZM27 170V169H26ZM221 170V169H220ZM219 171V170H218ZM217 171V172H218ZM231 171V170H230ZM83 172V177H84V184L87 186V187H92L93 189H94V191H95V188H100V189H104L105 191H107V192H113V191H117V192H119V190H127L128 192H131L128 188H126V187H128V186H126V187H124L125 186V184H121V183H119L118 181H116V175L115 176H113V179H112V181L111 182H108V181H97L96 179L95 180H90V172L88 171V167H84V170L82 171ZM24 173H26L25 171H24ZM81 173V172H80ZM240 173V174H239ZM139 174V173H138ZM39 176V175H38ZM43 176V175H42ZM45 176H43V177H45ZM37 177V176H36ZM81 177V176H80ZM92 177V176H91ZM137 177V176H136ZM95 178V177H94ZM48 181H49V179H47ZM46 180V181H47ZM52 180H50V182H52ZM90 182H93L92 184L90 183ZM53 183V182H52ZM161 184V183H160ZM127 185V184H126ZM162 185V184H161ZM226 185V184H225ZM137 186V185H136ZM264 186V185H263ZM130 187V186H129ZM132 187V186H131ZM161 187V186H160ZM98 188V189H99ZM136 188H138V187H136ZM156 188V187H155ZM154 188V190H156ZM80 189V188H79ZM159 189V188H158ZM157 189V190H158ZM207 190V189H206ZM236 190V189H235ZM235 190H234V188L233 187H231V189L230 190H228V192H220V191H218L217 189L215 190V191H213V189H211V193L214 195V197H216V198H218L217 200L219 201L218 202V204H219V209L221 210V212H223V213H225V214H228V213H232V214H235V216L237 215V213H239V211L242 209V208H244V209H242L243 211V213L241 214V215H244V216H242L243 218H240V217H238L239 218V224H237L235 227H233L232 226V223L233 222H231V220L229 221V215L230 214H228V216H227V219H225V220H227V222H228V224H229V234L231 235V236H233V238L234 239H237V240H240V241H242V242H245V241H248V242H245V243H249V242H252L253 244L254 243H257V242H260L262 239L264 240V233L262 232L261 233V230H262V227H261V225L263 226L264 225V201L262 200V201H255V202H252V199H248V200H251V201H246L245 202V204H244V206H246L247 208L245 209V207L243 206V207H240V206H238L237 204L239 203V202H237V204L234 202V199H236L235 198V196H236V194H235ZM163 191V190H162ZM205 191V190H204ZM208 191V190H207ZM206 191V192H207ZM209 191H210V189H209ZM208 191V193L210 194V192ZM256 194L257 193H259L260 195H261V197H263L264 198V188H261V189H259V188H255V191H254ZM207 193V194H208ZM206 194V193H205ZM258 195V194H257ZM257 195H253L254 197H257ZM203 196H204V192H203ZM209 196V195H208ZM212 196V195H211ZM210 196V197H211ZM215 198V199H216ZM213 199V198H212ZM211 199V200H212ZM261 199V198H260ZM240 200H242V199H240ZM245 200V199H244ZM244 200H243V202H244ZM141 201V200H140ZM163 202H164V200H163ZM145 203V202H144ZM170 201H169V205H170ZM240 203H242L241 201H240ZM171 204H173V203H171ZM168 205V204H167ZM166 206V205H165ZM167 207V206H166ZM175 207V206H174ZM177 208H178V206H176ZM181 207V206H180ZM239 207H240V210L238 211V209H239ZM263 207V208H262ZM143 209V208H142ZM262 209V210H261ZM166 210H168V208L166 209ZM165 210V211H166ZM176 209H174V211H175ZM182 210V209H181ZM159 211V210H158ZM178 211V210H177ZM213 211H215V210H213ZM150 212V211H149ZM187 212V211H186ZM140 213V212H139ZM159 213H161V211L159 212ZM163 213V212H162ZM168 212H166V213H164L165 215L167 214ZM210 213V212H209ZM208 213V214H209ZM155 214V213H154ZM157 214V213H156ZM163 214V215H164ZM178 214H181L180 212H178ZM177 213L175 214L174 212L172 213V214H170V218L171 219H169V220H167V218H166V216L164 215H162L161 216V219H160V217H159V220H161V222H159V223H162V227H156L155 229L156 230H154L155 232H157L156 233V236H152L151 234H150V232L149 231H143V230H139V232H137V231H135L136 233H138L137 235H135L137 238L138 237H141L142 238V240H140V242L142 241V242H144L143 241V239L146 241V242H148V243H150V242H154V238H160L161 240H164V241H174V240H176L178 237L180 238V236H178V235H176L175 233H171L169 230H173V229H182V230H188L190 233L191 232H194V234H196V235H200V236H205L208 240H210V241H213L212 240V238L210 239V234L209 233H212L213 231H215V228L216 227H211L212 229H209V230H207V229H204V228H202V229H204V231H199V229H198V231L196 230H194V227H195V223L194 224H189V221H186V222H184L185 221V218H181L182 220H180L179 221V219H174V218H178L176 215H178ZM193 214V213H192ZM191 214V215H192ZM207 214V215H208ZM215 214L217 215V213L215 212ZM221 214V213H220ZM219 214V215H220ZM190 215V216H191ZM222 215V214H221ZM160 216V215H159ZM195 216V215H194ZM224 216V215H223ZM197 217V216H196ZM195 217V218H196ZM210 218L212 217V216H209ZM208 217V218H209ZM156 218V217H155ZM189 218V217H188ZM194 218V219H195ZM213 218V217H212ZM222 218V217H221ZM232 218H234L233 216H232ZM157 219V218H156ZM224 219V218H223ZM158 220V219H157ZM184 220V221H183ZM190 220V219H189ZM199 221V219H196V221ZM201 220V219H200ZM214 220V219H213ZM127 221V220H126ZM135 221V220H134ZM154 221H156V220H154ZM207 221V220H206ZM141 222V221H140ZM134 223H139V221L137 220V222H134ZM199 223V222H198ZM226 223V222H225ZM224 223V224H225ZM126 224V223H125ZM139 224H142V223H139ZM205 224H207V223H205ZM218 224V222L217 223H215V225H217ZM224 224H222V225H224ZM227 224V223H226ZM228 224H227V226H228ZM143 225V224H142ZM145 225H147V224H145ZM0 226H1V224H0ZM137 226V225H136ZM198 226V225H197ZM200 226V225H199ZM202 226V225H201ZM211 226H212V224H211ZM226 226V228H228ZM205 227V226H204ZM206 227H210L209 225L208 226H206ZM205 227V228H206ZM127 228V227H126ZM138 228V227H137ZM200 228V227H199ZM2 229V228H1ZM141 229V228H140ZM147 229V228H146ZM134 230V229H133ZM132 230V231H133ZM137 230V229H136ZM228 230V229H227ZM217 231V230H216ZM219 232V231H218ZM225 232V231H224ZM227 232V231H226ZM225 232V233H226ZM1 233V232H0ZM154 232H152V234H153ZM185 233V232H184ZM221 233V232H220ZM220 233H219V235H218V237H220ZM155 234V233H154ZM153 234V235H154ZM1 235V234H0ZM11 236V235H10ZM209 237V238H208ZM225 237V236H224ZM229 237V236H228ZM119 238V237H118ZM182 238V237H181ZM187 238V237H186ZM227 238V237H226ZM8 239H9V237H8ZM121 239V238H120ZM184 239V238H183ZM190 239V238H189ZM219 239V238H218ZM228 240L230 239V238H227ZM234 239H231V240H233L234 241ZM128 240V239H127ZM131 240H133V239H131ZM201 240V239H200ZM220 240V239H219ZM262 240V241H263ZM6 241V240H5ZM135 241V240H134ZM232 241V242H233ZM261 241V243H262V245H264L263 243H264V241L262 242ZM1 242V241H0ZM123 242H124V240H123ZM130 242V241H129ZM139 242V241H138ZM145 242V243H146ZM127 244H129L128 243V241L126 242ZM131 243H133V242H131ZM175 243H177V242H175ZM233 243H235V242H233ZM237 244H239L240 242H236ZM243 244V243H241V246H242V244L243 245H246V244ZM251 243V244H252ZM138 244H140V243H138ZM232 244V243H231ZM250 244V243H249ZM248 244V245H249ZM185 245H186V243H185ZM233 245V244H232ZM235 245V244H234ZM233 245V246H234ZM255 246L257 245V244H254ZM5 246V245H4ZM186 247V246H185ZM237 247V246H236ZM238 247H240V246H238ZM245 247V246H244ZM243 247V248H244ZM248 247H250V245L248 246ZM247 247V248H248ZM263 248H264V246H263ZM1 249V248H0Z\"/></svg>",
    "mask_w": 264,
    "mask_h": 264
}]
</instances>
